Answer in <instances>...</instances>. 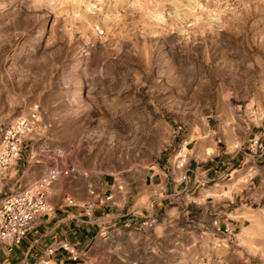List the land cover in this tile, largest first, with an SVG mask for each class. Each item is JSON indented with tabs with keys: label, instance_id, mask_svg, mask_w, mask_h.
Returning <instances> with one entry per match:
<instances>
[{
	"label": "rangeland",
	"instance_id": "rangeland-1",
	"mask_svg": "<svg viewBox=\"0 0 264 264\" xmlns=\"http://www.w3.org/2000/svg\"><path fill=\"white\" fill-rule=\"evenodd\" d=\"M53 166L134 189L204 114L264 121V0H0V129ZM197 130V131H198ZM236 230L170 210L97 239L86 264H264V206Z\"/></svg>",
	"mask_w": 264,
	"mask_h": 264
},
{
	"label": "crops",
	"instance_id": "crops-1",
	"mask_svg": "<svg viewBox=\"0 0 264 264\" xmlns=\"http://www.w3.org/2000/svg\"><path fill=\"white\" fill-rule=\"evenodd\" d=\"M203 117L205 125L192 135L176 131L136 189L129 180L121 185L111 175L89 178L61 166L45 188L52 210L37 217L20 244L0 242V264H86L105 231L139 227L170 210L218 219L227 230L239 228L244 213L264 206V121L248 125L235 140L236 115L224 116L222 123L213 113ZM254 137L260 140L256 147L250 146ZM28 141L20 159L0 168V203L12 192L35 188L53 167ZM179 150L188 155L184 168L176 163Z\"/></svg>",
	"mask_w": 264,
	"mask_h": 264
},
{
	"label": "built area",
	"instance_id": "built-area-1",
	"mask_svg": "<svg viewBox=\"0 0 264 264\" xmlns=\"http://www.w3.org/2000/svg\"><path fill=\"white\" fill-rule=\"evenodd\" d=\"M38 118V114L34 112L29 117L10 121L0 129V168L2 170H7L20 159ZM259 141V138L254 137L250 146H258ZM187 159L188 155L185 151H177L178 167L184 168ZM60 169L59 164L53 165L47 176L41 179L35 188L17 190L3 198L0 203V242L20 244L26 233L33 228L37 217L52 210L46 199L45 188L61 174ZM150 221L153 222V220Z\"/></svg>",
	"mask_w": 264,
	"mask_h": 264
}]
</instances>
